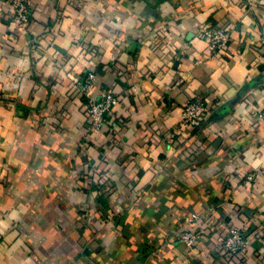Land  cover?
<instances>
[{
	"label": "crops",
	"instance_id": "obj_1",
	"mask_svg": "<svg viewBox=\"0 0 264 264\" xmlns=\"http://www.w3.org/2000/svg\"><path fill=\"white\" fill-rule=\"evenodd\" d=\"M9 7L0 264H264V0H30L27 31ZM209 26L231 29L230 48L212 56ZM91 70L92 94L119 101L97 134L74 87ZM199 96L209 119L186 127ZM199 226L210 233L186 248ZM230 227L251 243L232 259Z\"/></svg>",
	"mask_w": 264,
	"mask_h": 264
},
{
	"label": "built area",
	"instance_id": "obj_2",
	"mask_svg": "<svg viewBox=\"0 0 264 264\" xmlns=\"http://www.w3.org/2000/svg\"><path fill=\"white\" fill-rule=\"evenodd\" d=\"M9 18L13 24L22 31H27L32 22L30 0H9ZM199 35L209 44L212 56L230 48L232 42V32L229 27L209 26L199 30ZM264 43V40L262 41ZM97 74L95 71H87L84 76L79 77L74 82V87L80 94L86 96L85 110L90 121L91 133H102L108 125L110 114L119 104L118 98L112 91H104L96 97L92 94L95 87ZM209 107L207 100L199 96L186 103L183 107L182 122L189 128H201L209 119ZM259 119H264V110L258 114ZM98 178V175H95ZM100 177V176H99ZM255 174L250 173L245 179L246 184L254 181ZM101 184H105L107 179L99 178ZM200 217L193 214L188 222L194 224ZM211 226L200 227L196 230L186 231L180 237V242L189 249L204 242L210 233ZM220 247L223 252L232 258L238 257L251 245L247 233L237 227H230L224 237L220 239Z\"/></svg>",
	"mask_w": 264,
	"mask_h": 264
}]
</instances>
